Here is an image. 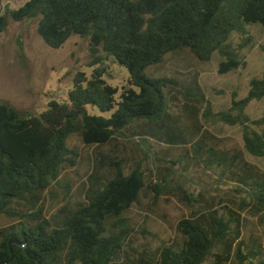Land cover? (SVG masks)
I'll use <instances>...</instances> for the list:
<instances>
[{"label": "trees", "instance_id": "1", "mask_svg": "<svg viewBox=\"0 0 264 264\" xmlns=\"http://www.w3.org/2000/svg\"><path fill=\"white\" fill-rule=\"evenodd\" d=\"M29 19L38 20V34L54 49L72 36L87 37L93 70L90 75L78 72L68 100L53 99L38 115L21 113L0 100V219L12 221L0 228V264H206L220 243L226 253L223 259L234 251V264H264V245L257 242L261 254L253 248L245 253L243 241L234 250L229 222L212 207L179 219L177 243L163 247L155 263L125 254V231L110 230L109 220L139 202L146 187L145 173L140 162L127 168L125 159L100 152L133 122H139L136 136L149 135L170 144L187 142L182 131L167 122L171 115L165 90L174 89L177 80L150 78L145 69L184 48L201 61L218 53L219 74L239 69L242 60L230 36L246 32L249 24L264 28V0H27L0 15V33L10 21ZM110 58L129 71L128 86L119 99V89L105 79L104 63ZM233 96L232 110L241 113L248 104L263 99L264 73L251 79L243 98ZM88 106L111 114H92ZM241 113L223 112L222 118L243 124L245 148L254 156H264V131L249 129L244 121L248 118ZM251 123L264 125V116ZM73 136L96 147L86 201L73 210L63 206L47 217L46 193L65 169L76 166L80 156L76 147L68 145ZM205 140L202 132L191 150L208 153L206 163L240 188L251 187V205L262 211L264 171L247 162L241 152L220 154L212 146L205 148ZM239 234L238 230L237 238ZM217 256L216 263L223 264L222 253Z\"/></svg>", "mask_w": 264, "mask_h": 264}, {"label": "rangeland", "instance_id": "2", "mask_svg": "<svg viewBox=\"0 0 264 264\" xmlns=\"http://www.w3.org/2000/svg\"><path fill=\"white\" fill-rule=\"evenodd\" d=\"M26 1L0 0V15L8 9L19 8ZM37 23L36 19L10 21L0 33V100L21 113L36 115L53 99L67 101L73 77L81 71L90 75L93 70L87 37L72 36L62 47L54 49L38 34ZM230 43L238 51L242 66L228 74L218 73L222 59L218 53L208 61H201L187 48L168 53L160 63L145 69V75L150 78L166 76L177 80L174 89L165 90L171 115L167 122L170 128L178 127L187 142L170 144L149 135L136 136L134 130L139 122H133L112 146L100 148L103 156L125 159L127 168L140 162L145 173L146 187L139 202L121 217L109 220L110 230L125 231L123 250L132 258L141 255L155 263L163 247L177 243L178 220L209 207L217 209L229 222L230 235L236 242L234 250L236 244L243 241L245 253L253 248L261 254L257 242L264 245V209L257 211L251 205V187L240 188L222 176L218 168L206 163L208 153L199 155L191 150V144L203 132L205 148L212 146L220 154L241 152L247 162L264 171V156H254L244 146V125L222 118L223 112L241 113L239 109L232 110L233 93L237 94V99L243 98L251 79L264 73V28L259 23L249 24L246 32H233ZM104 65L108 68L105 79L119 89V99L122 89L128 86L129 71L112 58ZM88 110L92 114H111L101 113L92 106H88ZM241 114L248 118L244 121L249 129L264 131V125L251 123L264 116V98L248 104ZM68 145L76 147L80 156L76 166L65 169L58 183L46 193L47 217L55 215L63 206L73 210L86 201L96 147L84 145L76 136L69 139ZM105 173L106 169H102L101 174ZM11 222L2 217L0 228ZM218 253H222L223 264H234V251L228 260L223 259L226 253L221 243L206 264H217Z\"/></svg>", "mask_w": 264, "mask_h": 264}, {"label": "water", "instance_id": "3", "mask_svg": "<svg viewBox=\"0 0 264 264\" xmlns=\"http://www.w3.org/2000/svg\"><path fill=\"white\" fill-rule=\"evenodd\" d=\"M12 241H14V242H16V243H21V242H19V241L16 240V239H13ZM12 241H10V243H11Z\"/></svg>", "mask_w": 264, "mask_h": 264}]
</instances>
